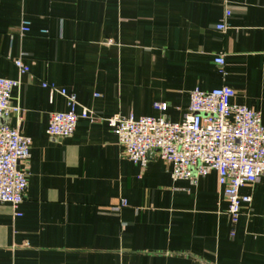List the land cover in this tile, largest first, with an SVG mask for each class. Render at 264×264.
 Instances as JSON below:
<instances>
[{
    "label": "crops",
    "instance_id": "obj_1",
    "mask_svg": "<svg viewBox=\"0 0 264 264\" xmlns=\"http://www.w3.org/2000/svg\"><path fill=\"white\" fill-rule=\"evenodd\" d=\"M17 59L29 73L19 74ZM0 78L18 82L10 102L31 140L19 165L21 215L0 204V264H264V178L240 188L251 201L232 226L215 172L174 181L154 153L141 168L105 121L179 123L192 90L227 86L264 126V0H0ZM42 82L100 120L48 137L49 115L66 106Z\"/></svg>",
    "mask_w": 264,
    "mask_h": 264
},
{
    "label": "built area",
    "instance_id": "obj_2",
    "mask_svg": "<svg viewBox=\"0 0 264 264\" xmlns=\"http://www.w3.org/2000/svg\"><path fill=\"white\" fill-rule=\"evenodd\" d=\"M229 15L226 11L224 16ZM226 27L222 23L215 28L224 32ZM19 30L22 34L28 32L29 22L23 20ZM214 63L223 67V56H217ZM13 64L19 74L29 73L20 59ZM17 85V81L0 78V204H9L19 217L17 209L27 188V176L19 165L30 157L31 140L20 131L21 109L10 102L11 91ZM41 87L50 95L58 93L66 106V111L49 115L48 137L72 136L80 119L90 123L100 120L78 103L75 94L47 82H42ZM234 97L235 92L227 86L208 92L194 89L179 123L169 122L163 115L137 119L114 115L105 121L124 156L141 168L146 166L149 154L154 153L170 167L174 181L195 184L199 178L215 172L217 186L227 202V215L235 226L241 204L251 201L249 196H240V188L264 178V126L259 112L234 103ZM154 108L164 112L166 105L154 104ZM11 115L16 118L14 127L8 122Z\"/></svg>",
    "mask_w": 264,
    "mask_h": 264
}]
</instances>
